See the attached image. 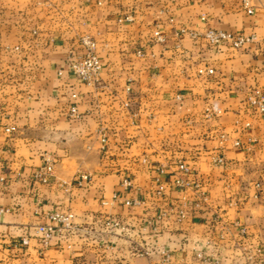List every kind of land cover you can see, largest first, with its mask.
<instances>
[{
	"label": "crops",
	"instance_id": "crops-1",
	"mask_svg": "<svg viewBox=\"0 0 264 264\" xmlns=\"http://www.w3.org/2000/svg\"><path fill=\"white\" fill-rule=\"evenodd\" d=\"M240 1L0 0V264H241L243 247L264 264V114L248 103L264 96V0L252 14ZM207 27L256 41L236 50L190 37ZM85 34L102 63L93 86L65 67ZM44 154L47 185L32 177ZM52 211L75 225L41 250L35 228Z\"/></svg>",
	"mask_w": 264,
	"mask_h": 264
},
{
	"label": "built area",
	"instance_id": "built-area-1",
	"mask_svg": "<svg viewBox=\"0 0 264 264\" xmlns=\"http://www.w3.org/2000/svg\"><path fill=\"white\" fill-rule=\"evenodd\" d=\"M241 7L247 14L253 13V5L251 0H241ZM125 21H130L131 17L126 16L124 18ZM122 21V20H120ZM35 34V31L33 32ZM190 37L194 40L201 39L208 47L217 48L221 46H226L231 49H243L246 48L250 43L256 41V36L254 34H233L229 31L215 29L211 27L205 28L203 31H192L190 33ZM153 41L155 43H163L165 42V37L161 34V32L157 29L153 33ZM262 47L264 50V38L261 39ZM19 47H15L14 50H18ZM138 56H141L142 53L140 51L137 52ZM65 67L67 72L76 79L79 83L84 84L86 86H93L99 80V75L102 70V63L98 56L96 41L90 35H79L75 37L74 45L72 49L67 53ZM199 74H213V70L211 68L198 69ZM58 75H62V70L58 71ZM70 101L67 107V117L70 120L79 119L80 115L77 110L76 99L77 94L73 93L70 97ZM248 103L252 106H255L257 110L264 114V96L255 93L254 96L248 98ZM126 107L129 106L128 103L124 104ZM4 131L9 134L12 132L11 127H6ZM238 144V143H236ZM43 165L36 169L33 172V180L39 182L41 184H49L51 178L53 176V160L50 155L44 154L41 157ZM214 162L216 164L222 163V159L220 157L215 158ZM177 173L188 174L189 167L186 163L179 162L177 164ZM5 183V178L1 172V161H0V185ZM174 183L178 186H183L185 182L176 178ZM63 184H65L63 182ZM78 185H81V181H78ZM187 184V183H186ZM121 185L124 188H128L131 186L130 182L127 180H123ZM257 189H261L259 185L256 186ZM113 200H116V196L113 195ZM106 201H102V205H106ZM124 206L131 207L135 205H140V199H126L122 203ZM2 211L0 210V215ZM182 214V213H180ZM47 224H40L35 228L34 235L38 238L39 244L42 249H46L49 247L53 236L55 234H67L70 233L74 228V214L72 212H61V211H52L47 214ZM151 224L148 221H143L142 225H144V229ZM106 227L113 228L118 226V222L114 220H108L105 223ZM155 231V228L153 227ZM239 233L244 236L245 229L241 228ZM18 244L20 247L25 248L29 245V237L27 235H23L20 237ZM245 254L244 259L241 264H256L258 258L262 256L263 252L260 248L254 250H248L246 247H243ZM149 254L148 250H142L140 255L147 256ZM163 262H169V256L167 253L162 252ZM201 257L200 255H198ZM204 259L203 257H201Z\"/></svg>",
	"mask_w": 264,
	"mask_h": 264
},
{
	"label": "rangeland",
	"instance_id": "rangeland-1",
	"mask_svg": "<svg viewBox=\"0 0 264 264\" xmlns=\"http://www.w3.org/2000/svg\"><path fill=\"white\" fill-rule=\"evenodd\" d=\"M123 180H124V179H123ZM123 180H122V181H123ZM125 180L129 181L128 179H125ZM129 182H130V181H129ZM121 183H122V182H121ZM130 184H131V183H130Z\"/></svg>",
	"mask_w": 264,
	"mask_h": 264
}]
</instances>
